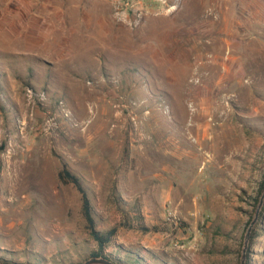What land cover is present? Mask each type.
<instances>
[{"label":"rangeland","instance_id":"1","mask_svg":"<svg viewBox=\"0 0 264 264\" xmlns=\"http://www.w3.org/2000/svg\"><path fill=\"white\" fill-rule=\"evenodd\" d=\"M63 165L114 230L110 259L241 264L264 184V0H0V264L96 251ZM245 264H264V201Z\"/></svg>","mask_w":264,"mask_h":264},{"label":"trees","instance_id":"2","mask_svg":"<svg viewBox=\"0 0 264 264\" xmlns=\"http://www.w3.org/2000/svg\"><path fill=\"white\" fill-rule=\"evenodd\" d=\"M59 178L61 181L65 183H71L75 186L77 191L81 195V209H82V215L86 221V227L89 231V234L91 238L94 240V242L97 245V249L95 252L90 254V257H98V256H104L108 259L106 255L103 254L107 246L109 245V242L112 239V236L114 235V230H109L107 232H101L96 229L95 225V219H94V211L93 207L91 205V201L88 196V192L86 188L83 185V182L81 178H79L77 175L72 173L66 165L62 166L61 171L59 172ZM264 189V184L261 185L260 190L262 191ZM112 260V259H110ZM114 261V260H112ZM118 264H120L117 261H114Z\"/></svg>","mask_w":264,"mask_h":264},{"label":"water","instance_id":"3","mask_svg":"<svg viewBox=\"0 0 264 264\" xmlns=\"http://www.w3.org/2000/svg\"><path fill=\"white\" fill-rule=\"evenodd\" d=\"M263 201H264V189H263V192L259 198V202L257 205L256 212L254 214V217L251 220L249 227L247 228V231H246L245 236H244L242 256H241V264H245V250L247 248L248 241L250 238V232H251L253 225L256 223V221L258 219L260 209L263 205ZM79 264H118V263H116V262H114V261H112V260H110L104 256H98V257H90V258L86 259L85 261H83Z\"/></svg>","mask_w":264,"mask_h":264},{"label":"crops","instance_id":"4","mask_svg":"<svg viewBox=\"0 0 264 264\" xmlns=\"http://www.w3.org/2000/svg\"><path fill=\"white\" fill-rule=\"evenodd\" d=\"M204 113H205V112H203V114H201V115H203V116L201 117V119H200V118L197 119L198 117H195V119H197V120H196V121H193L192 124H194V125H199V121L202 120V119L204 118ZM199 126H200V125H199ZM201 126H202V125H201ZM196 128H198L197 131H201V130H200V127L196 126ZM204 132H205V131H204ZM205 135L207 136V134H205Z\"/></svg>","mask_w":264,"mask_h":264},{"label":"built area","instance_id":"5","mask_svg":"<svg viewBox=\"0 0 264 264\" xmlns=\"http://www.w3.org/2000/svg\"><path fill=\"white\" fill-rule=\"evenodd\" d=\"M169 221H171L174 225L177 224L176 220H174V219H169Z\"/></svg>","mask_w":264,"mask_h":264}]
</instances>
